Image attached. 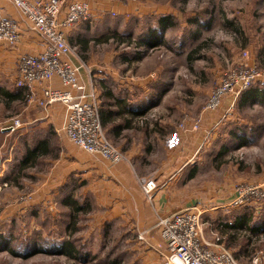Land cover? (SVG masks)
Returning <instances> with one entry per match:
<instances>
[{
	"label": "rangeland",
	"instance_id": "1",
	"mask_svg": "<svg viewBox=\"0 0 264 264\" xmlns=\"http://www.w3.org/2000/svg\"><path fill=\"white\" fill-rule=\"evenodd\" d=\"M102 1L107 12L91 24L79 23L66 32V42L75 49L71 61L82 65L81 73L89 76L96 88L93 76L102 77L101 82L108 87L119 82L155 84L157 88L164 83L167 88L162 105L158 102L152 113L132 119L131 128L115 139L110 130L122 125V120L102 128L108 143L125 157L115 164L132 166L139 158L129 154L131 149L144 146L154 150L150 157L160 159L164 154L159 149L165 140L177 159L186 154L182 143L187 140L180 133L188 136L201 131L202 144L208 146L198 151L192 179L187 182L181 178L180 186L190 202L198 204L202 194L217 199L219 208L201 217L205 239L218 233L242 264H253L256 258V264H264V201L231 205L241 187L264 182V0ZM113 3L115 8L111 7ZM160 17H171L176 23L161 35L167 47L140 50L135 43L145 38ZM172 45L174 48H170ZM243 62L260 72L259 79L247 89L258 92L252 101L254 106L242 102L245 94L238 99L232 95L229 100L236 99L233 114L223 119L220 127L213 122L206 128L201 116L216 115L228 105L221 99L216 110H207L211 93L223 75L233 73ZM257 86H262L261 90ZM10 91L9 99L0 96V264L131 263L122 247H129L142 232L134 236L131 224L126 226L120 218L104 219L110 206L104 202L109 190L101 188L96 173L87 177L83 172H72L60 185L43 191V184L51 179L52 163L66 154V145L82 155L96 157L67 140L65 111L64 117L61 112L56 115L64 125L46 124L52 106L61 105L44 109L25 95L19 98L18 92ZM241 126L245 131L238 130ZM250 126L255 130L246 131ZM42 140L50 144V153L20 170L25 150ZM140 158L145 163L146 155ZM145 166L147 171L143 172L150 171V163ZM137 179L143 194V182L154 178L148 175ZM68 200L83 208L84 212L72 215L76 222L64 205ZM242 216L248 221L245 225L235 222ZM59 239L74 241L77 255L64 258L46 254ZM26 254L30 256L25 258Z\"/></svg>",
	"mask_w": 264,
	"mask_h": 264
},
{
	"label": "built area",
	"instance_id": "2",
	"mask_svg": "<svg viewBox=\"0 0 264 264\" xmlns=\"http://www.w3.org/2000/svg\"><path fill=\"white\" fill-rule=\"evenodd\" d=\"M9 1L44 42L42 51L37 55L17 61L15 88L25 92L29 102L34 100L44 109L54 104L64 107L65 136L81 151L101 157L111 165L124 160L125 157L105 139L99 116L98 90L91 81L85 83L81 80L82 65L76 66L69 58L75 49L66 42L65 34L81 22L91 24L95 20L88 5L75 0ZM21 37L18 24L0 14V42L14 48ZM245 62L239 64L233 73L222 76L208 99L207 110H216L221 99L228 95L239 96L259 79L260 72ZM54 80L59 82L60 89L52 86ZM142 186L148 203L162 189L154 179H148ZM237 194L232 206L241 207L247 202L255 205L262 203L264 182L262 185L246 184ZM205 212L200 203L166 215L155 212V228L164 244L158 264H242L225 247L218 233L213 234L210 240L205 239L201 218ZM145 238L146 232L138 235L140 241ZM257 259L253 264L258 262Z\"/></svg>",
	"mask_w": 264,
	"mask_h": 264
},
{
	"label": "crops",
	"instance_id": "3",
	"mask_svg": "<svg viewBox=\"0 0 264 264\" xmlns=\"http://www.w3.org/2000/svg\"><path fill=\"white\" fill-rule=\"evenodd\" d=\"M75 1L86 3L95 18L107 12V10L103 11L105 3H102V0ZM111 7L115 8V3L111 4ZM0 14L3 18L16 22L22 32V37L14 48H10L6 43L0 42V96L2 97L3 93L10 91L9 88H11L12 92L19 93L17 97L23 98L25 92L14 86L16 63L19 58L37 55L42 51L44 42L40 36L31 30V26L28 24L26 18L9 0H0ZM80 74L83 82L88 83L91 81L89 76H83L81 72ZM93 77L96 83H98L96 89L101 99V111L104 110L106 114L107 112L112 113L107 120V125H111L119 120L124 122L122 125H116L110 130V136L114 139L122 132L131 128L130 123L132 119L142 118L148 115L147 113H152L157 107L156 104L159 102V105H162L163 100L166 98L165 91L167 88L164 83L162 84L165 86L161 84L158 88L155 84L147 83L142 86V84L138 83L125 85L119 82L108 87V85L101 82V80H104L102 77L101 79L98 76ZM52 86L61 88L57 80L53 81ZM261 87L258 88L260 89ZM246 93L247 90L236 98L238 99L241 95H246ZM245 95L242 102L254 106L253 100ZM229 97L233 96L228 95L223 99V103L228 104L225 111L223 109L221 112H217L216 115L201 116V120L206 128H210L213 122L216 123V126L218 124L217 128L220 127L223 122L222 120L228 119L233 114V106H235L236 99L232 98L233 100H229ZM52 107L51 114H49L50 118L48 117L49 120L46 121V124L53 123L56 127L64 125L63 119H59L56 116L61 112L64 117V108L59 105ZM140 111L142 114H139ZM41 116L43 117L44 115L41 113ZM99 116L101 122V113ZM101 124L102 128L107 127L103 122ZM242 128L241 126L238 130L245 131ZM246 129H249L246 131L255 130L253 126ZM200 132H190L188 136H186V133H180V137L187 140L182 143L183 146L182 144L180 145L183 151H186V154H180V157L177 159L174 153L171 152L172 146L166 147V140L164 141V145H161L160 151L157 150L159 153L164 154L160 159L159 157L149 156L154 151L150 147L144 146L138 150L131 149L129 154L132 153L135 156L134 159L139 158V160L133 161L132 166L118 163L110 167L101 157H87L65 144L67 152L63 156L60 155L61 157L58 160L53 161L52 168L50 169L51 179L43 184V191H49L48 189L63 182L72 172L80 171L87 175V177H90L91 173H96L102 181L101 188L107 187L109 190L107 201L104 200V202H107L110 206L108 207L109 210L104 212V219L120 218L126 226L131 224L129 229L131 231L134 230V236L141 232H146L147 234L146 241H139L135 236L134 242H131L129 247L125 248L123 245L122 250H124V255L130 258L131 263L129 264H158L161 254L164 252V244L155 228L157 220L155 212L158 211L161 215H166L177 212L192 203L197 204V202H190L188 200L189 196L184 193L185 190L182 185L180 186V181L181 178H184L187 182L192 179V174L196 170L194 169V160L199 155L198 151L203 146H208V144H202ZM170 142L171 140L167 143L170 144ZM143 155H146L145 163L142 161L143 158H140ZM157 161H159L158 164ZM147 163L148 166L150 163V167L148 168L150 171L143 172L147 171L145 166ZM148 175L164 186L156 193L151 202L152 204L150 202V204L146 203V198H144L137 181V177ZM91 186L94 187L95 185L91 184ZM197 201L205 208L206 212L219 208L216 206L217 199H210L206 194L198 196Z\"/></svg>",
	"mask_w": 264,
	"mask_h": 264
},
{
	"label": "trees",
	"instance_id": "4",
	"mask_svg": "<svg viewBox=\"0 0 264 264\" xmlns=\"http://www.w3.org/2000/svg\"><path fill=\"white\" fill-rule=\"evenodd\" d=\"M154 23H155V26L153 28L149 29V33L145 36V38L139 39V41H137L135 43V46L140 48V50L144 49V51L145 50L146 51H155L156 49H161V47H164V48L167 47L165 45L164 39L161 35L165 34L170 29L175 28L176 23H174V20L171 17H160ZM170 48H174V45H172ZM256 94H258L257 91H255V92L250 91V92H247L245 96L249 97V99L254 100L256 98V96H255ZM3 96L6 97L7 99H9V97H11L10 93H8V92H5L3 94ZM100 113H101V122H103V124L107 126V124H108L107 120L110 118V115L112 113L107 112V114H106V112H104V110H102ZM139 114H142V112L140 111ZM44 139H46V137ZM49 153H50V144L46 140H42V141L38 142L37 145L33 149L27 148L25 150L24 155H23L24 158L22 159L21 164H20L21 165L20 170H23L25 167H27L30 164H34V162L38 158L45 157ZM64 205L69 207V217H71V219L73 221L75 220L72 217L73 214L76 215L80 212H84L83 208L78 206V204H76L74 201L68 200L67 203H64ZM74 222H76V221H74ZM235 222L237 224L244 223V225L248 223V221L243 216L242 217H236ZM70 240L71 239H69V241H66V242H64L63 240H60V239L57 242L54 241L52 248L50 250H48L47 252H45V251L44 252L46 254H49V255H52L55 257L56 256L64 257V258L73 257V256H75V253L77 251L75 250L74 241H70ZM4 250H6V249L4 248ZM39 252L42 253V251H39ZM34 253H36V252H34ZM76 255H77V253H76ZM29 256L30 255L26 254L24 257L27 258ZM112 264H119V262L115 261Z\"/></svg>",
	"mask_w": 264,
	"mask_h": 264
}]
</instances>
